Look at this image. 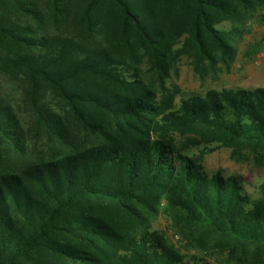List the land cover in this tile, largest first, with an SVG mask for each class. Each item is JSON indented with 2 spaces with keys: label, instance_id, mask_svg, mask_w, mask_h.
Masks as SVG:
<instances>
[{
  "label": "trees",
  "instance_id": "obj_1",
  "mask_svg": "<svg viewBox=\"0 0 264 264\" xmlns=\"http://www.w3.org/2000/svg\"><path fill=\"white\" fill-rule=\"evenodd\" d=\"M263 6L0 0V76L20 97L17 108L0 97V140L17 151L33 135L50 152L0 170V264H183L150 232L160 209L200 249L264 248V180L252 204L236 177L201 165L219 146L264 169V87L208 90L174 109L130 72L146 58L163 80L188 51L201 65L227 48L215 24Z\"/></svg>",
  "mask_w": 264,
  "mask_h": 264
},
{
  "label": "rangeland",
  "instance_id": "obj_2",
  "mask_svg": "<svg viewBox=\"0 0 264 264\" xmlns=\"http://www.w3.org/2000/svg\"><path fill=\"white\" fill-rule=\"evenodd\" d=\"M214 28L221 33L227 48L219 50L211 47L210 57L205 58L201 65L193 57V51H188L172 62L163 80H159L150 69L146 58L135 69L130 68V72L142 85L153 90L159 100L173 98L174 109L180 97L201 95L208 90L264 87V6L244 12L237 20L223 19ZM182 42L183 39L178 41L172 53L181 47ZM18 94L17 84L0 76V97L17 108ZM49 156L48 148L37 143L33 135H29L27 143L24 146L21 144L17 151L0 140V170L14 171ZM201 165L207 175L219 172L224 177H236L252 204L260 200L259 185L264 180V169L259 168L252 159L234 160L230 149L218 146L204 156ZM148 227L150 232L157 234L166 246L182 257L183 264H194L193 257L197 258V264H232L239 260L247 264H257V261L264 264V248L238 249L234 257L228 250H221L223 245L198 248L192 236L176 228L161 209L155 217L150 218Z\"/></svg>",
  "mask_w": 264,
  "mask_h": 264
}]
</instances>
